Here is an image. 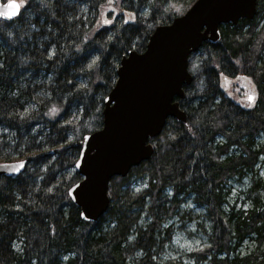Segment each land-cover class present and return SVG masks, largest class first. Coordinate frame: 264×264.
<instances>
[{
  "label": "trees",
  "instance_id": "1",
  "mask_svg": "<svg viewBox=\"0 0 264 264\" xmlns=\"http://www.w3.org/2000/svg\"><path fill=\"white\" fill-rule=\"evenodd\" d=\"M22 1L17 17L0 18V162L27 160L19 175L0 177V264H178L158 261L152 239L187 196L206 211L210 245L201 254L210 264H264V185L253 181L249 208L225 209L226 184L264 155V144L254 148L264 132V0L255 18L220 25L219 39L190 55L193 80L174 99L186 123L168 118L149 139L152 157L110 180V205L96 222L81 218L68 192L82 179L75 163L84 137L103 125L122 58L144 51L157 26L196 0H57L50 9ZM241 80L256 88L253 108L240 99ZM140 171L154 182L141 194L131 183ZM146 201L144 229L136 220ZM247 240L255 250L231 256Z\"/></svg>",
  "mask_w": 264,
  "mask_h": 264
},
{
  "label": "water",
  "instance_id": "2",
  "mask_svg": "<svg viewBox=\"0 0 264 264\" xmlns=\"http://www.w3.org/2000/svg\"><path fill=\"white\" fill-rule=\"evenodd\" d=\"M23 5L21 0H0V18L14 19ZM257 11V0H196L184 14L157 26L144 51L132 50L122 58L117 81L105 98L103 126L83 140L78 159L83 166L75 165L82 180L69 190L88 221L108 209L110 180L125 177L152 157L149 139L160 135L167 119L186 123V113L174 99L184 97V86L193 80L191 53L207 40L217 41L220 25L251 20ZM18 161L0 162V177L18 175L9 171Z\"/></svg>",
  "mask_w": 264,
  "mask_h": 264
},
{
  "label": "rangeland",
  "instance_id": "3",
  "mask_svg": "<svg viewBox=\"0 0 264 264\" xmlns=\"http://www.w3.org/2000/svg\"><path fill=\"white\" fill-rule=\"evenodd\" d=\"M191 1L185 0L184 5H188ZM260 21L263 24L264 18ZM190 69H192V66ZM239 87L238 93L241 95L240 99L242 102H245L246 96L251 90L254 89L257 93L256 88L251 86L246 80H241ZM255 140L254 148L258 149L259 146L264 144V132H261ZM244 173L243 176L236 175L232 177L228 184H226L225 191L226 189L230 190L227 196V205L225 206L227 211L232 206H234L235 210L247 209L251 206L248 190L253 181L258 180L264 185V155L259 157L253 171H245ZM131 183L134 192L140 194L154 185V182L150 185L145 171L133 173L131 175ZM260 193L264 194V188L260 189ZM169 194H171L170 190L166 189L162 193V197H167ZM169 199H171L170 195ZM147 202L148 204L145 209H142L141 212L139 211L140 213L136 220L138 225L143 228L145 227L144 225L151 223V218L146 211V208L150 205V201ZM170 205L171 202L168 200L162 204L165 212L169 210ZM205 213L204 207L198 206L193 196L185 197L174 214L163 221L161 231L157 230V233L153 235L152 252L156 255V259L161 263L176 261L178 264H210V257H205L201 254V250L210 245L208 239L210 223ZM162 217H165V215H162ZM164 229L170 230L169 237H167V232L163 234ZM132 231L130 230V235H133ZM129 237L133 239V236ZM255 246L256 242L247 240L238 249L231 250L230 254L231 256H246L255 250Z\"/></svg>",
  "mask_w": 264,
  "mask_h": 264
},
{
  "label": "snow or ice",
  "instance_id": "4",
  "mask_svg": "<svg viewBox=\"0 0 264 264\" xmlns=\"http://www.w3.org/2000/svg\"><path fill=\"white\" fill-rule=\"evenodd\" d=\"M56 2H57V0H41V5H42V7H44V8H49V9H50V8L52 7V5L55 4ZM10 7H13V6L10 5ZM3 15H4L5 17H9V16H10V13L5 12V13H3ZM134 19H135V14L130 13V14H129V20H128V21H125V23H128V22H130V21H132V20H134ZM103 23H104V24H110L111 21L108 20V19H105V20L103 21ZM2 27H3V25H0V30H2ZM32 27L35 28V25L33 24ZM10 35H11V34H10ZM109 39H111V37H109ZM77 51H79V49H77ZM236 63H239V61H237ZM194 67H195V65H194ZM3 68H4V63H3V62H0V70H2ZM221 74H223V73H221ZM246 100H247L246 107H248V108H253L254 105H255V103L257 102V93L255 92L254 89L251 90V91L247 94V96H246ZM49 111L52 112V113H56V112H57V109L53 108V109H50ZM27 113H28V109L25 108L24 112H23V113H20L19 115H20L21 117H24V116L27 115ZM46 114H47V113H46ZM5 131H6V129H5ZM61 147H63V145H61ZM82 166H83L82 163L79 162V161H77V163H76V167H82ZM5 167H8V166L5 165ZM25 168H26V162H25L24 160H20V161L17 162V164H16L15 166L11 167V168L9 169V171L16 172V173L18 174V173H20L22 170H24ZM47 191L51 193V192L53 191V189L50 187V188L47 189ZM69 194H71V193H69ZM80 215H81L85 220L88 219V217H87L84 213H81ZM129 239H131V237H129ZM13 247H18V246L13 245Z\"/></svg>",
  "mask_w": 264,
  "mask_h": 264
},
{
  "label": "bare ground",
  "instance_id": "5",
  "mask_svg": "<svg viewBox=\"0 0 264 264\" xmlns=\"http://www.w3.org/2000/svg\"><path fill=\"white\" fill-rule=\"evenodd\" d=\"M104 108H105V106H104ZM103 111H104V110H103ZM102 126H103V125H102ZM101 128H102V127H101ZM101 128H100V129H101ZM96 131H97V130H96ZM94 132H95V131H94ZM92 133H93V132H92ZM90 134H91V133H90ZM79 157H80V156H79ZM78 159H79V158H78ZM25 161H26V163H27V160H25ZM77 161H78V160H77ZM77 161H76V162H77ZM75 165H76V163H75ZM75 170H76V168H75ZM22 172H23V171H22ZM22 172H21V173H22ZM76 172H77V171H76ZM19 174H20V173H19ZM19 174H18V175H19ZM14 176H17V175H14ZM9 177H13V176H9ZM77 183H78V182H77ZM73 185H74V184H73ZM73 185H72V186H73ZM72 186H71V187H72ZM71 187H70V188H71ZM69 190H70V189H69ZM68 192H69V191H68ZM69 196H70V194H69ZM70 199H71V197H70ZM71 201H72V199H71ZM72 202H73V201H72ZM109 205H110V203H109ZM106 211H107V210H106ZM106 211H105V212H106ZM105 212H104V213H105ZM104 213L98 218V220L104 215ZM81 218H82V216H81ZM82 219H83V218H82ZM83 220H85V219H83ZM98 220H96V221H98ZM85 221H88V220H85ZM96 221H88V222H96Z\"/></svg>",
  "mask_w": 264,
  "mask_h": 264
}]
</instances>
